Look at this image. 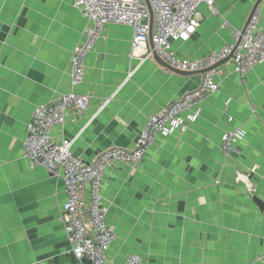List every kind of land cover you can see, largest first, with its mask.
I'll return each instance as SVG.
<instances>
[{
    "label": "crops",
    "instance_id": "crops-1",
    "mask_svg": "<svg viewBox=\"0 0 264 264\" xmlns=\"http://www.w3.org/2000/svg\"><path fill=\"white\" fill-rule=\"evenodd\" d=\"M213 1L215 12L200 5L196 32L173 43L181 58L232 44L257 0ZM259 8L264 26V0ZM86 25L72 0H0V264H77L61 220L63 180L23 155L36 107L71 91L88 98L51 137L89 163L132 148L150 116L202 83L134 50L131 28L110 24L72 87L70 57ZM215 81L185 131L157 136L138 164L105 173L102 206L116 235L106 264L130 255L140 264H264V63L243 82L228 60ZM236 129L244 139L224 154L222 135ZM83 199L85 214L87 190Z\"/></svg>",
    "mask_w": 264,
    "mask_h": 264
},
{
    "label": "built area",
    "instance_id": "built-area-1",
    "mask_svg": "<svg viewBox=\"0 0 264 264\" xmlns=\"http://www.w3.org/2000/svg\"><path fill=\"white\" fill-rule=\"evenodd\" d=\"M72 4L87 20L83 41L75 46L70 57L72 87L81 84L85 58L94 49L102 30L110 24L131 28L132 48L141 54L156 53L177 71H203L200 87L150 116L132 148H107L89 163L72 155L71 142L58 143L51 137L52 129L64 123L69 109L81 111L86 107V96L71 91L33 111L26 125L23 155L31 164L43 167L63 180L66 199L61 205V220L77 264H106V252L116 235L112 226L106 223L102 206L105 173L117 163L138 164L157 136L167 137L185 131L188 124L199 117L200 101L219 89L215 81L218 62L231 57L234 72L244 82L252 68L264 63V26L260 23L258 6L244 30H233L232 44L203 58L184 59L173 51L172 45L187 41L196 32L200 5L205 4L215 12L213 0H72ZM244 136L241 129L225 132L221 138V151L231 153ZM86 190L89 200L84 214ZM140 263L138 255H130L124 262Z\"/></svg>",
    "mask_w": 264,
    "mask_h": 264
},
{
    "label": "water",
    "instance_id": "water-1",
    "mask_svg": "<svg viewBox=\"0 0 264 264\" xmlns=\"http://www.w3.org/2000/svg\"><path fill=\"white\" fill-rule=\"evenodd\" d=\"M262 1H263V0H257V1L255 2L254 6H253V8H252V10H251V12H250V14H249V17H248V19H247V21H246L245 27H246L248 21L250 20L252 14L254 13L255 9L260 5V3H261ZM245 27H244V28H245ZM149 45H150V47H151V44H150V43H149ZM153 57H154V59L158 62V64H160L161 66H163V67H165V68H167V69H169V70H171V71H173V72H175V73H177V74H180V75H183V76L191 75V74H196V73H198V74H203V71H200V72H181V71L174 70V69L170 68L166 63H164V62L158 57V55H157L156 53H153ZM230 58H231V57H228V58H226L225 60H222V61L218 62V63L215 65V67H218L220 64H222V63L228 61Z\"/></svg>",
    "mask_w": 264,
    "mask_h": 264
}]
</instances>
